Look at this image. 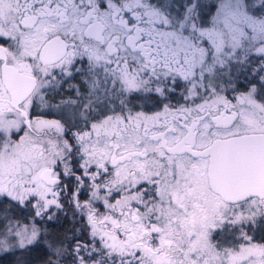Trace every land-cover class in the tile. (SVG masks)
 <instances>
[{
    "label": "snow or ice",
    "instance_id": "snow-or-ice-1",
    "mask_svg": "<svg viewBox=\"0 0 264 264\" xmlns=\"http://www.w3.org/2000/svg\"><path fill=\"white\" fill-rule=\"evenodd\" d=\"M253 232L264 0H0V261L264 264Z\"/></svg>",
    "mask_w": 264,
    "mask_h": 264
},
{
    "label": "trees",
    "instance_id": "trees-1",
    "mask_svg": "<svg viewBox=\"0 0 264 264\" xmlns=\"http://www.w3.org/2000/svg\"><path fill=\"white\" fill-rule=\"evenodd\" d=\"M15 257L6 256L4 260L0 261V264H14Z\"/></svg>",
    "mask_w": 264,
    "mask_h": 264
},
{
    "label": "flooded vegetation",
    "instance_id": "flooded-vegetation-1",
    "mask_svg": "<svg viewBox=\"0 0 264 264\" xmlns=\"http://www.w3.org/2000/svg\"><path fill=\"white\" fill-rule=\"evenodd\" d=\"M252 234L255 235L257 237V239H259L261 235H264V233H261V232H253ZM231 235H232L231 233L227 234L228 237H231ZM224 237L225 236L222 234L221 238L223 239Z\"/></svg>",
    "mask_w": 264,
    "mask_h": 264
},
{
    "label": "rangeland",
    "instance_id": "rangeland-1",
    "mask_svg": "<svg viewBox=\"0 0 264 264\" xmlns=\"http://www.w3.org/2000/svg\"><path fill=\"white\" fill-rule=\"evenodd\" d=\"M227 234H228V233H224L223 235H224V236H227Z\"/></svg>",
    "mask_w": 264,
    "mask_h": 264
}]
</instances>
